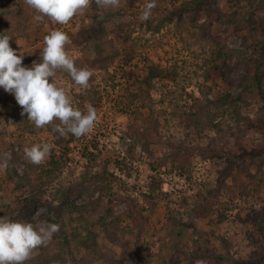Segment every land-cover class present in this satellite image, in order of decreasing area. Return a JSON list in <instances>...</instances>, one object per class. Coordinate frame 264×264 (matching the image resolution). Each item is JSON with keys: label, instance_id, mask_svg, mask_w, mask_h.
I'll use <instances>...</instances> for the list:
<instances>
[{"label": "rangeland", "instance_id": "obj_1", "mask_svg": "<svg viewBox=\"0 0 264 264\" xmlns=\"http://www.w3.org/2000/svg\"><path fill=\"white\" fill-rule=\"evenodd\" d=\"M147 2L120 0L113 8L90 0L61 25L47 16L36 21L25 0H0V32L13 38L10 46L26 66L40 62L45 35L55 28L68 33L66 49L76 66L93 75L87 89L64 70L53 79L68 90L74 107L91 104L98 115L87 134L68 143L60 137L67 140L70 133L60 136L52 124L37 128L23 110L6 117L3 101L18 102L0 88V158L10 153L8 162L26 159L33 183L19 190L7 168L0 169V216L26 210L29 221L60 225L30 256L43 264H174L175 248L223 257L222 264H264V245H257L264 228L255 218L264 217V94L243 90L244 68L232 53L255 48L252 38L245 43L246 35L264 38V0H156L143 20ZM99 5L108 14L121 13L123 27L94 20ZM99 57L106 66H93ZM151 64L173 72L146 88ZM227 95L243 100L231 104ZM38 142L53 147L34 164L24 148ZM15 167L22 173L24 163ZM89 192L120 217L116 241L95 224L101 210L64 222L53 214L52 204L71 211L62 204L64 194L79 202ZM132 197L142 217L136 224L125 217ZM90 231L98 234L94 252L80 243Z\"/></svg>", "mask_w": 264, "mask_h": 264}, {"label": "clouds", "instance_id": "obj_2", "mask_svg": "<svg viewBox=\"0 0 264 264\" xmlns=\"http://www.w3.org/2000/svg\"><path fill=\"white\" fill-rule=\"evenodd\" d=\"M34 10L36 21L45 16L63 25L78 12L89 5L90 0H25ZM110 7H118L120 0H102ZM156 7V0H148L141 14L147 20L151 10ZM0 32V88L14 95L23 108L28 120L37 128L52 124L53 130L60 136L72 134L81 137L87 134L97 121V109L88 104L86 110L74 107L72 98L65 87L59 86L55 79L57 70L66 71L75 84L84 89L89 87L93 70L77 67L72 55L66 49L70 44L67 32L60 28L53 29L44 37V47L40 62L32 65L22 63L24 55L18 54L10 46L13 38ZM51 80V82H50ZM52 144L48 142L33 143L24 148L25 156L30 162L40 164L50 155ZM10 153L0 158V169L8 167ZM35 220V217H34ZM60 225L48 221L13 220L0 216V264H24L32 252L39 246L47 245L58 232ZM197 264H204L197 261Z\"/></svg>", "mask_w": 264, "mask_h": 264}, {"label": "trees", "instance_id": "obj_3", "mask_svg": "<svg viewBox=\"0 0 264 264\" xmlns=\"http://www.w3.org/2000/svg\"><path fill=\"white\" fill-rule=\"evenodd\" d=\"M96 17L94 20L99 19L102 25V20L104 22L108 20H114V22L119 26V28H122V20L123 16H121V13L117 14H108V11L103 9V7L96 6ZM121 18H120V17ZM249 38H252L254 40V47L253 49H247V47H244L243 49H235L232 51L233 54H238V62L243 65L244 68V77L243 81L241 83V86L244 91H248L249 93H255L258 92L261 94V96L264 94V53L262 51V47L264 44V38L259 40L257 35H246L244 37L245 43H250ZM100 54V53H99ZM101 57L97 58L95 60V64L93 66H106L107 60L105 58L100 59ZM172 70L166 67H162L160 65H154L151 64L149 67L148 75L146 76L144 80V84L146 88L153 87V84L155 80L160 79H168L172 75ZM228 101L232 104H237L238 100H243L241 96L232 99L230 95H227L226 97ZM222 102H225L222 101ZM2 106L4 107V113L6 117H10L13 112L23 110L22 106L20 107L18 103L13 101L10 97L7 101H3ZM248 121V120H247ZM246 121V123H247ZM209 123H213V120L210 117ZM217 126V125H216ZM70 136L68 139H64L65 137H60V140H65L68 143L71 142L74 139V135L69 134ZM52 152V151H51ZM50 152V153H51ZM55 159V158H53ZM24 163V170L22 173H19L18 170L15 167V162ZM58 164L56 161H52L51 164ZM31 164L27 162L26 159L20 157H15L9 160L8 167H7V173H8V179L10 182L16 184V188L21 190L23 189L26 191L28 187L33 186L31 177L29 176V170H30ZM38 189V188H35ZM223 189V188H222ZM39 191V189H38ZM37 194V193H36ZM41 193H38L40 195ZM38 195H32L33 198H37ZM64 201L63 205H67L68 209L70 208V212L67 213V211H64L60 205L54 206L51 205V210L54 211L53 214L56 213L58 216V219L64 222L66 217H71L77 214V218H87V217H93L96 214H99V210H101V214L97 217L95 224L99 226L102 231L105 233V235L110 238V240L116 241L117 240V231L121 228V219L119 216H115L113 211L109 209L108 207L99 206L95 199V195L92 192H89L88 195H85L79 202L74 197L73 199H69L66 194L63 195ZM30 212L24 210L19 213H14L11 216V219L13 220H24L29 221ZM125 217L129 219L131 222L140 223L139 221L142 219L139 204L135 197H132L129 199L127 204V209L125 212ZM257 219V223L261 228H264V217L261 216L255 217ZM31 221V220H30ZM181 235V232H180ZM98 234L95 232H88L87 239L85 241H81V245L85 246V248L89 251H93L92 245L93 243H96ZM258 248H260V245H264V241L261 237H258ZM173 258L170 259L174 264H181L183 259L188 260H196L197 261H204L205 259L207 261H204V263L208 262H218V264L223 263V257L220 256L210 257L202 254L197 253H190L187 251H180L179 249L173 250ZM102 257V254L99 255L98 258ZM39 258H32L30 257L29 260H26L24 264H30L32 263L31 260L36 262L37 264H43L42 260H38ZM115 260V259H113ZM225 260V259H224ZM235 264H246L247 262L243 261H234ZM34 264V263H33Z\"/></svg>", "mask_w": 264, "mask_h": 264}, {"label": "built area", "instance_id": "obj_4", "mask_svg": "<svg viewBox=\"0 0 264 264\" xmlns=\"http://www.w3.org/2000/svg\"><path fill=\"white\" fill-rule=\"evenodd\" d=\"M168 187H169L168 183H165L164 190L167 191Z\"/></svg>", "mask_w": 264, "mask_h": 264}]
</instances>
